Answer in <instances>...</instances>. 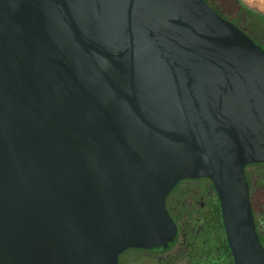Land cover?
I'll return each instance as SVG.
<instances>
[{
	"label": "water",
	"instance_id": "water-1",
	"mask_svg": "<svg viewBox=\"0 0 264 264\" xmlns=\"http://www.w3.org/2000/svg\"><path fill=\"white\" fill-rule=\"evenodd\" d=\"M264 46L205 0H0V264L166 246L210 179L237 264H264Z\"/></svg>",
	"mask_w": 264,
	"mask_h": 264
},
{
	"label": "flooded vegetation",
	"instance_id": "flooded-vegetation-1",
	"mask_svg": "<svg viewBox=\"0 0 264 264\" xmlns=\"http://www.w3.org/2000/svg\"><path fill=\"white\" fill-rule=\"evenodd\" d=\"M223 14L249 36H256L251 15L227 5ZM257 38L253 39L264 46V39ZM245 172L258 231L264 227V202L257 196L264 191V163L248 164ZM166 207L177 227L173 239L166 246L129 248L119 256V264H237L220 198L210 179L181 180L169 194ZM258 235L264 246V233Z\"/></svg>",
	"mask_w": 264,
	"mask_h": 264
},
{
	"label": "trees",
	"instance_id": "trees-1",
	"mask_svg": "<svg viewBox=\"0 0 264 264\" xmlns=\"http://www.w3.org/2000/svg\"><path fill=\"white\" fill-rule=\"evenodd\" d=\"M214 10H216L220 15L223 17V11H224V5L221 3H217L216 0H205ZM229 2L231 6H233L236 9H239L240 11H245L246 14L251 15V16H256L264 20V14L251 9L248 7L242 0H226ZM257 196L261 199L262 202H264V191H260L257 193ZM258 232L259 233H264V227H258Z\"/></svg>",
	"mask_w": 264,
	"mask_h": 264
},
{
	"label": "rangeland",
	"instance_id": "rangeland-1",
	"mask_svg": "<svg viewBox=\"0 0 264 264\" xmlns=\"http://www.w3.org/2000/svg\"><path fill=\"white\" fill-rule=\"evenodd\" d=\"M242 1L251 9L257 10L264 14V0H242ZM216 2L220 4L222 3L224 6L227 5L229 8L232 7L229 4V2L226 0H216ZM251 24H252L251 25L252 29L254 33L256 34V36L264 39V20L256 16H252ZM250 36H252L254 39H258L253 34H251Z\"/></svg>",
	"mask_w": 264,
	"mask_h": 264
}]
</instances>
